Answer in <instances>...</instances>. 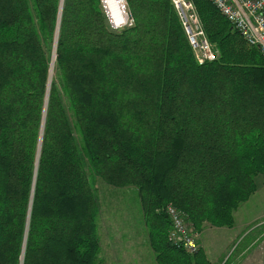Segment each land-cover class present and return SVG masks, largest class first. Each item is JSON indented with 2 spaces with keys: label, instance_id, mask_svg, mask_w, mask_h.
Masks as SVG:
<instances>
[{
  "label": "trees",
  "instance_id": "obj_1",
  "mask_svg": "<svg viewBox=\"0 0 264 264\" xmlns=\"http://www.w3.org/2000/svg\"><path fill=\"white\" fill-rule=\"evenodd\" d=\"M192 1L213 62L171 0H127L135 23L119 30L100 0H0V264H104L91 175L138 189L157 264H212L170 243L166 208L199 233L232 228L257 192L264 57Z\"/></svg>",
  "mask_w": 264,
  "mask_h": 264
},
{
  "label": "rangeland",
  "instance_id": "obj_2",
  "mask_svg": "<svg viewBox=\"0 0 264 264\" xmlns=\"http://www.w3.org/2000/svg\"><path fill=\"white\" fill-rule=\"evenodd\" d=\"M55 61L54 48L49 89L57 79ZM69 114L72 117V113ZM75 134L80 140L78 133ZM90 179L100 204L99 259L105 264L113 262L110 257L114 252L124 254L132 241L138 245L145 242L144 217L136 187L115 188L92 175ZM257 181L259 189L256 195L235 212L234 227L216 228L205 224L199 233L188 218L190 226L197 233L200 250L204 246L212 264H264V177L260 176ZM154 264H157L156 261Z\"/></svg>",
  "mask_w": 264,
  "mask_h": 264
},
{
  "label": "built area",
  "instance_id": "obj_3",
  "mask_svg": "<svg viewBox=\"0 0 264 264\" xmlns=\"http://www.w3.org/2000/svg\"><path fill=\"white\" fill-rule=\"evenodd\" d=\"M110 26L114 29L130 28L135 20L127 0H116L122 7L121 16L124 23L116 26L107 0H100ZM237 30L249 46L257 48L264 57V0H208ZM177 11L189 44L199 64L213 62L219 53L209 41L199 16L196 5L192 0H171ZM171 220L168 239L171 244L184 249L189 254L200 250L197 233L190 226L188 216L173 205L166 208Z\"/></svg>",
  "mask_w": 264,
  "mask_h": 264
},
{
  "label": "crops",
  "instance_id": "obj_4",
  "mask_svg": "<svg viewBox=\"0 0 264 264\" xmlns=\"http://www.w3.org/2000/svg\"><path fill=\"white\" fill-rule=\"evenodd\" d=\"M257 183H258V181H257ZM258 189H259V185H258ZM258 189H257V191H258ZM256 193L253 195V197L256 195ZM139 201H140V196H139ZM140 204H141V201H140ZM141 209H142V205H141ZM234 217H235V213H234ZM144 229L146 231L145 242L143 241L140 245H138L136 242L132 241V243H129V245L126 247V251L124 252V254H122L119 251L114 252L113 256L110 257L113 262H107V263L105 262V264H154V261H156V255L150 246L148 232H147V229L145 226V222H144ZM229 230L232 231V230H234V228L229 229ZM201 245H203V244H201ZM202 248L204 249V246H202ZM206 255L208 257L207 252H206ZM156 263H157V261H156Z\"/></svg>",
  "mask_w": 264,
  "mask_h": 264
},
{
  "label": "clouds",
  "instance_id": "obj_5",
  "mask_svg": "<svg viewBox=\"0 0 264 264\" xmlns=\"http://www.w3.org/2000/svg\"><path fill=\"white\" fill-rule=\"evenodd\" d=\"M107 7L111 10L110 15L112 16L116 26L119 28L123 25L124 20L121 16L122 7L116 0H107Z\"/></svg>",
  "mask_w": 264,
  "mask_h": 264
},
{
  "label": "bare ground",
  "instance_id": "obj_6",
  "mask_svg": "<svg viewBox=\"0 0 264 264\" xmlns=\"http://www.w3.org/2000/svg\"><path fill=\"white\" fill-rule=\"evenodd\" d=\"M133 27V26H132ZM128 28V27H127Z\"/></svg>",
  "mask_w": 264,
  "mask_h": 264
}]
</instances>
